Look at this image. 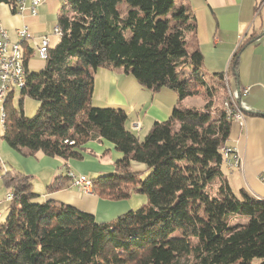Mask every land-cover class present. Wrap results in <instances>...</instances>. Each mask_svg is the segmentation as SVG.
Here are the masks:
<instances>
[{"label": "trees", "instance_id": "1", "mask_svg": "<svg viewBox=\"0 0 264 264\" xmlns=\"http://www.w3.org/2000/svg\"><path fill=\"white\" fill-rule=\"evenodd\" d=\"M0 4L17 12L16 0ZM58 26L62 36L44 69L27 70L19 108L8 106L12 95L5 103L2 139L24 156L64 162L81 160L89 142L107 141L123 158L114 173L91 180L93 193L110 201L138 193L148 204L99 224L92 214L42 200L31 177L6 173L14 199L0 222V264H264V201L234 192L224 172L233 120L212 100L203 109L182 106L202 89L210 98L216 91L201 71L200 50L190 52L187 35L197 29L190 8L176 0H64ZM182 67L193 75L182 79ZM101 68L122 69L153 93L171 89L179 103L141 140L124 110L93 105ZM237 69L238 54L228 73ZM211 79L225 89V74ZM26 97L39 103L32 118L24 114ZM134 162L147 167L145 180ZM62 181L49 191L61 190Z\"/></svg>", "mask_w": 264, "mask_h": 264}, {"label": "crops", "instance_id": "2", "mask_svg": "<svg viewBox=\"0 0 264 264\" xmlns=\"http://www.w3.org/2000/svg\"><path fill=\"white\" fill-rule=\"evenodd\" d=\"M176 2L178 6L189 7L196 18V32L189 33L187 40L190 52L197 48L203 56L202 73L207 79L217 74L228 75L229 81H224L226 87L228 86L227 97L232 100L235 97L245 115L241 122L232 121L230 136L225 145L235 150L241 160V166L228 168L224 163L225 176L229 184L230 180H233L239 191L244 189L254 198L264 201V0ZM63 3L64 0H46L38 7L35 17L29 12H13L9 5L0 4V29L6 31L10 42L22 44L24 54L28 50L31 51L27 62L31 72L43 70L45 67L46 61L43 63L38 55L43 37L50 38V49L60 42V37L54 34V28L58 26ZM22 28H27L29 35L24 41L19 40L17 34ZM236 54L237 72L229 74ZM245 88H249V93L242 97L241 92ZM189 100H185L182 106L187 108ZM178 101L175 91L163 88L153 93L142 87L134 77L125 74L122 69L101 68L96 72L93 105L124 110L128 115L126 126L137 136L145 126L152 128L155 122L167 121ZM136 124L140 126L138 130L134 129ZM1 136L2 134L0 157L6 154L13 159L14 165H18L16 170L7 168L5 174L16 171L21 173L23 170L25 175L31 177L32 190L38 193L42 200L55 201L92 214L99 224L113 222L134 211V197L122 201L104 200L92 194L93 191L91 194L81 192L70 178L71 174L93 180L114 173L115 165L122 160L123 155L111 143L89 142L82 149L81 160L64 162L42 153L24 156L12 150ZM58 179L64 180L63 188L50 192V186ZM4 187L8 196L12 191L5 184ZM0 215L2 216V213ZM253 264H260V261H254Z\"/></svg>", "mask_w": 264, "mask_h": 264}, {"label": "built area", "instance_id": "3", "mask_svg": "<svg viewBox=\"0 0 264 264\" xmlns=\"http://www.w3.org/2000/svg\"><path fill=\"white\" fill-rule=\"evenodd\" d=\"M46 0H16L17 12L24 13L29 12L32 16H37V9ZM2 38L0 39V59H2L3 73L0 76V102L5 96L6 92H14L19 90L20 78L22 75H27V59L25 57V64H18L16 62L15 45L16 43L10 42L6 31L0 29ZM19 40H26L28 38V29L22 28L18 32ZM54 34L57 37L62 36V30L59 26L54 28ZM50 38L45 36L42 39V45L38 50V55L41 60L46 61L50 50ZM229 81L228 75L225 76ZM20 91V90H19ZM249 93V88L242 89L241 96L245 97ZM231 113H233L234 121L241 122L245 115L243 109L235 97L232 103H230ZM140 126L136 124L134 129L138 130ZM223 154L227 156V167L228 168H239L241 166V160L236 155L234 149L228 148L222 150ZM70 178L73 179L75 187L85 194H91L89 191V180L86 176L76 177L70 174ZM9 196V195H8ZM7 196V197H8ZM1 216V215H0Z\"/></svg>", "mask_w": 264, "mask_h": 264}, {"label": "rangeland", "instance_id": "4", "mask_svg": "<svg viewBox=\"0 0 264 264\" xmlns=\"http://www.w3.org/2000/svg\"><path fill=\"white\" fill-rule=\"evenodd\" d=\"M120 12L122 13L123 16L126 15V10H127V5L126 3H122L119 7ZM257 31H259L257 29ZM260 34V33H259ZM43 63H45V61H43ZM42 71L41 69L37 70L36 72H40ZM180 72V76L183 79L184 77H190L192 76V72L188 67H182L179 70ZM209 84H212V86L216 89L214 96L212 98H210L208 96V93L206 91V89H202L200 92V95L192 98L189 100L187 108H199V109H203L206 104L209 101H213L214 102V106L217 109H222L224 108V103H223V98H224V94H225V89H226V98L228 96V89L226 87V83H224L225 89L223 88V86L214 79H207ZM234 95V94H233ZM10 98V97H9ZM21 91L17 90L14 92V95L12 94V98L9 101L8 106L9 107H13L15 109L19 108L20 102H21ZM225 102V100H224ZM39 109V103L36 102L35 100L26 97L23 99V110H24V114L25 116H27L28 118H32L36 115L37 111ZM0 117H1V109H0ZM151 127L145 126L141 131H139L138 136L142 138H145V136L147 135V133L149 132ZM143 131V132H142ZM3 133V125L0 119V134ZM7 164V165H6ZM6 166V167H5ZM18 165H14L13 159L10 156H7L6 154L3 157H0V213H2V216L0 217V222L1 223H5L6 219L8 217L9 214V210L11 205L13 204L12 201H8L6 198L7 196V189L4 187V180H3V175H5V170L8 169H12L16 170ZM147 167L143 164H139V163H132V171L135 173H139L140 179L145 180L147 178V176L149 175V172L146 171ZM19 172H11L13 174H24L23 170ZM147 172V173H146ZM37 182V181H36ZM230 185L232 186V189L234 192L237 193V191H239V189L236 187V184L233 182V180H230ZM35 194V191H33ZM92 194H94L92 192ZM133 202L135 204L134 206V211L139 210L142 207H145L148 204V198L146 195L143 194H138V193H134L133 194ZM131 197V198H132ZM255 261H259V260H255Z\"/></svg>", "mask_w": 264, "mask_h": 264}, {"label": "bare ground", "instance_id": "5", "mask_svg": "<svg viewBox=\"0 0 264 264\" xmlns=\"http://www.w3.org/2000/svg\"><path fill=\"white\" fill-rule=\"evenodd\" d=\"M21 41H24V40H21ZM15 55H16V62H18V64H24L25 54H24V51L22 48V44L20 42L16 43V45H15ZM2 73H3V66H2V59H0V76ZM26 76L27 75H22V77L20 78V83H19V90L20 91L22 90V88L26 84ZM12 94H13V92H6L5 96L2 98V100L0 102V109H1L0 119H1L2 125H3V122L5 120L4 119L5 118V109H4L5 103L8 101L9 97H11ZM230 103H232V101H230L229 99L225 100L224 110H225L227 116L234 121L233 113H231V109H230ZM222 150H227V147H224ZM222 154H223V152H222ZM223 156H224V163L227 165V156L225 154H223ZM89 191L92 192V181L91 180H89ZM13 199H14V194L10 193L9 196L7 197V200L13 201Z\"/></svg>", "mask_w": 264, "mask_h": 264}]
</instances>
